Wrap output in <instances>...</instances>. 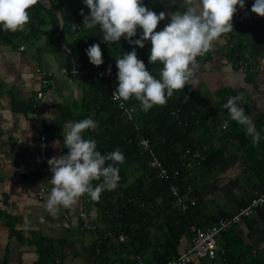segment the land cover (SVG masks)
Listing matches in <instances>:
<instances>
[{
  "label": "crops",
  "instance_id": "crops-1",
  "mask_svg": "<svg viewBox=\"0 0 264 264\" xmlns=\"http://www.w3.org/2000/svg\"><path fill=\"white\" fill-rule=\"evenodd\" d=\"M60 1L68 3V0ZM42 2L48 4V0ZM254 2L245 0V7L238 9L233 18L234 31L222 35L207 54L197 57L199 84L192 89L198 100L207 101L204 105L213 116L194 130L191 139L197 144L224 148L219 164L211 172L191 173L197 184L190 183L196 188L193 198L196 205L190 219L202 227L235 213L255 194L264 191V17L252 12ZM146 6L157 14L161 11L170 14L182 12L184 0H155ZM82 10L84 15L80 10L73 27L82 31L100 29L99 25L92 29L83 26L84 16L90 15V9L85 6ZM168 23L170 16L160 22L157 30ZM38 25V19H30L23 33L9 43L0 39V264H41V252L52 251L45 240L56 243L54 255L49 256L50 264H90L95 237L82 232L81 224L107 227L96 209L90 207L91 200L88 203L89 197L85 194L74 209L61 207L49 213L50 185L43 191H39V185L51 178L47 161L67 154L63 130L67 132L70 123L86 118L98 119L103 115L107 119L109 113L99 112L101 105L95 99L97 91L90 86L87 63L81 61L80 68L76 69L74 60L72 67L63 52L50 50L45 36H33ZM50 28L49 23L46 30ZM141 34L142 30H138L133 38L139 39ZM72 40L70 36L64 37L61 48L66 49ZM126 40L122 37L120 41ZM236 43L245 49L244 57L255 64L254 75L243 72L240 62L232 59L231 50ZM143 50L150 54V41L145 42ZM152 66L153 72L159 74L162 65L157 62ZM38 69L49 73L46 87ZM41 90L45 94L38 99L37 93ZM221 92L229 94L224 98ZM237 95H243L241 107L260 132L258 145L246 134V126L232 121L223 107L230 97ZM34 113L37 119L33 118ZM96 122L95 130L83 133L85 139L108 137L110 123ZM56 140L60 141L59 147L54 146ZM42 150H46V159L42 157ZM128 172L131 181L138 173L132 167ZM197 177L200 181L198 178L196 182ZM83 210L85 218L80 216ZM191 240V232L183 236L178 252L188 251ZM239 242L251 256L264 258V208L259 215L243 219L218 237L224 253L219 252L214 259L193 257L191 264H223L221 257L226 254L227 245ZM126 257L121 251L110 254L115 263Z\"/></svg>",
  "mask_w": 264,
  "mask_h": 264
},
{
  "label": "trees",
  "instance_id": "trees-1",
  "mask_svg": "<svg viewBox=\"0 0 264 264\" xmlns=\"http://www.w3.org/2000/svg\"><path fill=\"white\" fill-rule=\"evenodd\" d=\"M154 1L143 0L145 5ZM68 3V9H65L60 0H48V4L40 2L30 9L31 19H38L40 22L33 36H45L49 49L63 52L72 67L73 60L76 69L80 68L81 61L87 63L88 72H91L90 86L97 91L95 99L99 100L98 105H101L99 112L109 113L107 119H104L103 115L93 119L99 120L104 125L110 123L111 126L110 132L106 133L107 138L95 140L97 150L106 155L118 148L125 156V162L117 165L120 180L116 189L103 191L99 201H93L86 194L91 200L90 207L96 209L100 214L101 222L107 226L100 229V225H94V229L82 230L95 237L90 253V264H130L129 255L133 253L141 254L148 263L166 264L180 254L178 249L181 238L189 232L193 236L192 226L198 225L192 223L190 219L194 207L185 213L174 207V197L169 193V183L159 178L157 170L149 166L151 156L145 152L141 153L138 146V134L149 139L152 151L163 165L171 169H180L181 177L176 183L182 193L188 186H192L194 191L191 197L194 198L196 188L190 185V183L195 184L191 176L192 171L194 174L211 172L219 164V159L224 152V148L220 146L197 144L191 139L194 130L206 123L213 114H209V108L204 105L207 101L203 103L198 100L192 87L186 86L183 90L174 91L166 105L154 106L147 112L142 109L141 102L134 97L124 101L127 106L136 110L134 118L128 120L122 115L118 102L112 100V90L118 87V68L115 58L135 50L148 70L159 78V74L153 72V66L149 63L150 54L145 53V50L142 51V48L137 45L130 44L128 40L107 44L103 41L100 29L82 31L78 27H73L72 23L78 19L79 11L86 5L80 0H68ZM47 22L50 23V31L46 30L49 24ZM21 33L23 32H6L0 26V39L4 43H9ZM66 36L72 37L73 40L66 49H62L61 43ZM93 44H100L104 61L101 65L103 69L108 73L111 66V75L108 78H99L93 73L101 67L93 65L87 55L86 50ZM231 55L232 59L240 64L245 59L249 60L244 57L245 49L240 43L233 46ZM69 63L67 67L71 69ZM220 94L225 98V95L229 93L221 92ZM204 146H207V151L202 165L186 169L183 166L185 151L188 148L202 149ZM131 167L138 171L136 178L132 181L128 172V168L131 169ZM101 182L102 180L93 181V185ZM83 225L84 223L81 227ZM158 232L161 235L157 234ZM120 235L126 236L124 243L118 242ZM45 241L52 251L46 249L41 252L40 263L50 264L49 258L55 253L56 243L52 240ZM243 246L240 242L229 243L226 254L221 257L223 264H232L234 261L235 264H264L262 256H251ZM111 251H121L127 257L115 263L111 261Z\"/></svg>",
  "mask_w": 264,
  "mask_h": 264
},
{
  "label": "clouds",
  "instance_id": "clouds-1",
  "mask_svg": "<svg viewBox=\"0 0 264 264\" xmlns=\"http://www.w3.org/2000/svg\"><path fill=\"white\" fill-rule=\"evenodd\" d=\"M40 2L42 0H0V26L6 32L24 31L30 23V9ZM83 3L90 9V15L84 16L83 26L92 29L99 25L105 43H119L124 37L130 44L144 48L146 41L151 42L149 63L162 65L159 78L148 70L135 50L115 58L118 87L113 99L128 101L134 97L145 112L154 106L166 105L174 91L186 86L196 88L199 84L196 73L200 67L197 57L207 54L222 35L234 31L233 18L238 9L245 7V0H184L182 12L157 14L143 0H83ZM251 10L264 17V0H255ZM81 15H84L83 10ZM168 16L170 23L158 31L160 22ZM138 30H142V34L134 40ZM86 51L93 65L99 67L104 63L100 44H93ZM108 74L111 75V66ZM243 103V95H237L230 97L223 107L232 121L246 126V134L258 145L260 132L241 107ZM224 126H228L227 121ZM97 127L94 119L86 118L70 123L67 132L63 130L67 154L53 156L47 161L52 175L39 185V191L50 185L49 213L61 207L74 209L85 194L99 201L103 191L118 187L117 165L125 162V156L118 148L101 154L95 140L84 138L86 130ZM53 143L60 146L59 140ZM101 180L93 185V181Z\"/></svg>",
  "mask_w": 264,
  "mask_h": 264
},
{
  "label": "built area",
  "instance_id": "built-area-1",
  "mask_svg": "<svg viewBox=\"0 0 264 264\" xmlns=\"http://www.w3.org/2000/svg\"><path fill=\"white\" fill-rule=\"evenodd\" d=\"M64 8L68 7V3L63 2ZM68 9V8H67ZM240 69L245 73L255 74L256 66L251 60L245 59L242 61ZM39 76L41 77L43 87L48 85V72L43 69L37 70ZM96 74L99 78H108L109 74L101 67L97 68ZM117 88L112 90V95ZM45 94V91L41 90L37 93V98L41 99ZM112 100L113 97H112ZM118 102L119 108L122 111V115L128 120H132L136 114V110L133 107L127 106L124 101L114 100ZM38 105L35 104L34 108L37 109ZM33 118L37 119L38 115L33 114ZM138 146L141 153H148L151 156L149 161V166L152 169L157 170V176L164 179L169 183V193L174 197V207L185 213L189 211L191 207L196 205V201L191 197L194 191L192 186H188L184 193L181 192L177 180L181 177L180 169H171L165 165L157 158L151 149V144L149 139L138 134ZM207 151V146L202 147V149H192L188 148L184 153L183 166L186 169H193L202 165L205 160V152ZM42 157L46 159V150H42ZM90 199L88 198V203ZM264 208V191L255 194V196L249 201L246 206L238 209L235 213L223 216L214 221L211 225L206 227H199L196 225L192 226V240L191 247L188 251L180 253L177 257L167 262L166 264H191L193 257L199 259H214L219 252L224 253L218 245V237L232 229L236 225L242 222L243 219L257 216L260 211ZM82 218H85L86 211L83 210L80 213ZM95 226L88 222H84V225L80 228L81 231L85 229H94ZM126 241V236L120 235L118 237V242L124 243ZM130 264H152L148 263L145 258L138 253H133L129 255Z\"/></svg>",
  "mask_w": 264,
  "mask_h": 264
}]
</instances>
